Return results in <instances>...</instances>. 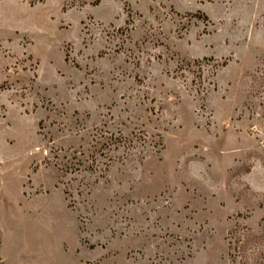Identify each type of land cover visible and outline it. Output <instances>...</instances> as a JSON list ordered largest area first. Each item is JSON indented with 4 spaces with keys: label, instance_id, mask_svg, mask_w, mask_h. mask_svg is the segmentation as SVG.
<instances>
[{
    "label": "rangeland",
    "instance_id": "1",
    "mask_svg": "<svg viewBox=\"0 0 264 264\" xmlns=\"http://www.w3.org/2000/svg\"><path fill=\"white\" fill-rule=\"evenodd\" d=\"M0 264H264V0H0Z\"/></svg>",
    "mask_w": 264,
    "mask_h": 264
}]
</instances>
